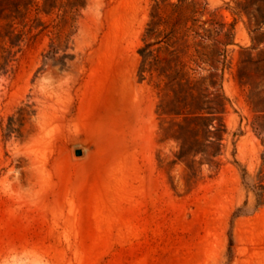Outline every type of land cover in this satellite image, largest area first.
<instances>
[{"label": "rangeland", "instance_id": "1", "mask_svg": "<svg viewBox=\"0 0 264 264\" xmlns=\"http://www.w3.org/2000/svg\"><path fill=\"white\" fill-rule=\"evenodd\" d=\"M71 2L13 22L0 264H264V0Z\"/></svg>", "mask_w": 264, "mask_h": 264}, {"label": "trees", "instance_id": "2", "mask_svg": "<svg viewBox=\"0 0 264 264\" xmlns=\"http://www.w3.org/2000/svg\"><path fill=\"white\" fill-rule=\"evenodd\" d=\"M3 5L0 6V72L7 73L9 64L16 53L20 49L22 42V33L17 32L14 27V21H21L30 7L36 6L39 0H2ZM44 10L53 9L56 0H41ZM80 4V0H72L70 6L76 7ZM8 44L7 47L5 45ZM15 49L13 52L12 50ZM202 108H196L184 115V120L190 123H197L205 119ZM182 114V113H181ZM209 114V113H208ZM222 126V125H221Z\"/></svg>", "mask_w": 264, "mask_h": 264}, {"label": "water", "instance_id": "3", "mask_svg": "<svg viewBox=\"0 0 264 264\" xmlns=\"http://www.w3.org/2000/svg\"><path fill=\"white\" fill-rule=\"evenodd\" d=\"M77 154L79 155V154H80V152L78 151V152H77Z\"/></svg>", "mask_w": 264, "mask_h": 264}]
</instances>
